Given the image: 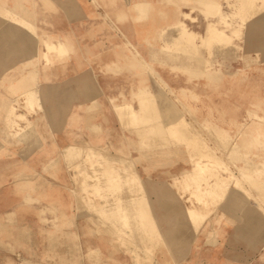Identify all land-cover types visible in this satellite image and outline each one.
Masks as SVG:
<instances>
[{"label": "rangeland", "instance_id": "374dc122", "mask_svg": "<svg viewBox=\"0 0 264 264\" xmlns=\"http://www.w3.org/2000/svg\"><path fill=\"white\" fill-rule=\"evenodd\" d=\"M70 1L71 3H67V0H0V11L3 9L2 11L7 13L6 9H8L18 13L20 17L27 19L37 27L40 37L39 42H35L23 28L8 22L7 18H3L2 13L0 14V147L3 144L0 149V158L5 157L4 152H6L5 147L7 146L13 145L14 148H19L24 145V142L37 141L39 146L43 144L47 150L49 147L55 146L53 150H49L48 155L56 158L60 156L59 165L64 164L65 161L61 158L62 149L57 146L59 135L53 128V124L56 122L52 115L55 113L70 114L68 119L65 116L68 122L63 126V129L72 128L79 131V137H74L76 132H71L72 137L67 139L68 142H71L73 138L84 139L90 120L94 122V125H91L93 132L88 133L99 137L101 116L107 111L114 114L113 109L116 110L114 101L115 104H120L126 99L125 102H131L135 107L137 100L133 99V84L127 83V81L132 78H142L144 75L153 77L156 83L153 85L154 90L151 96L145 92L144 86L134 94L139 99L155 97L157 103L147 104L151 105L148 110L152 112L147 111L148 115L146 114L145 119H149L150 123L139 125L142 120L130 119L125 122L131 124L126 125L116 113L120 121L119 129L117 130L115 126L113 130L108 129L109 140L113 141L112 147L108 150L104 149L105 152L98 148L97 152L94 148L83 145L81 146L83 150L79 146L76 148L77 154L74 150L72 152L74 155L71 157L74 159V156L77 155L75 157L79 159H74L78 165L72 164L69 169L70 173L76 175L74 181L76 186H79L77 193L81 199L80 207L84 210L88 209L89 213L98 219L96 221L98 224L94 223V226H97L96 231L90 233V236L99 238L102 235H107L114 246L119 245V251L126 256L124 261L119 262L120 264H264V201L258 193L260 191L264 198V186L261 185L258 189L256 181H248L243 176L247 168L248 172H252L251 168L255 169L256 165H262L264 168V143L263 147H251L252 140L244 135L245 132L264 131V6L247 7L246 16L251 15L252 17L247 19L243 35L235 38L234 43L229 47L220 45L209 49L200 39L197 40L199 44L202 43L199 45L200 47H191L187 41L189 35H181L178 29L161 31L158 34V44H162L164 47L165 45L172 46L167 53H162V55L175 63L187 60L189 67L172 69L166 62L151 63V66H154L153 69L146 67L139 71L138 69L107 68L106 60L100 58L102 54L105 55L110 51L108 50L110 48L117 51V47L121 44L123 50L130 56L142 57L138 47L127 40L128 37L123 36L118 27L114 18L115 13L110 11L111 7L114 8L115 3H110V0ZM182 1H184V6L191 9L186 10L188 15L183 13L180 18L192 32L201 37L205 34L209 20L214 22L216 19L206 18V14L201 10L203 5L200 1L192 2L190 0L189 3L185 0ZM208 1L213 11L224 9L227 12H231L237 2V0H233V3H230L232 0ZM262 2L264 4V0ZM69 4L70 7L74 5L77 7V13H75L77 15H72V17L75 16L76 22H71V24L65 17L58 19L60 11L68 14ZM88 5L93 10L92 12L88 11V15H86L84 12ZM197 9L204 18L201 19L198 16ZM244 16L245 14L242 15V17ZM194 18L196 19L194 20ZM166 24L168 23L164 25L166 26ZM108 31L111 33L105 36ZM87 34H90L89 40H93L96 44L93 54L84 51L89 43H93L85 42ZM60 38L65 39L66 41L63 40V42L67 45L69 38L74 50L65 56L53 57L49 63L42 58L37 66H27V60L35 56L37 46L41 53L47 52L44 41L56 42L60 41ZM99 44H102L100 45L102 48H99ZM108 46L111 47L107 48ZM72 61L78 63L77 70L70 69L71 71H68L67 67L72 65ZM116 66L118 65L116 64ZM109 75L125 79L123 85L120 86L123 88L121 95L111 96L107 93L101 78ZM173 76L177 83L172 84L168 78L166 79V77ZM182 76L189 77L188 84L183 83ZM52 77H55V80ZM33 81L37 82L33 83ZM85 84L87 85L85 86ZM26 86L37 87L42 105L32 113L27 112L24 107H19L18 111L25 112L31 122L29 126L26 122H20L23 127H26V134L29 135L21 138L19 136L8 142L4 139L5 136L2 132L4 111L1 103L5 99L17 98ZM89 86H95L99 92V97L94 102L87 100L82 92L83 88L86 90ZM134 87L137 89L139 86L135 85ZM116 112L118 111L116 110ZM59 118L57 119L59 120ZM220 127L227 129L228 134H221ZM42 130H45V136L41 132ZM136 136L138 137L137 142H139L138 148L134 143ZM259 139L264 142V137ZM117 145L124 147L117 149ZM79 148L82 150V156L78 155L81 152ZM90 152L93 154H89ZM205 153H210L209 156L212 154L211 157H217V159L212 157V161L222 163L232 171L233 183L238 182L239 185L242 183V190L232 187L228 198L220 201L216 209H214V195H209L208 198L196 197L195 194L198 192L187 190V186L177 188L173 185L174 175L185 169H191L194 160ZM65 156L67 157L66 153ZM104 156H108L109 159ZM133 157L139 158L134 159ZM67 159L71 158L67 157ZM127 165L141 177V180L132 175L128 179L132 182L129 181L130 183L125 184L129 175H123L124 172L122 174L121 169L120 171L118 169ZM81 166L83 169H87L86 174L81 170ZM109 166L115 168L110 169ZM102 168L104 170H101ZM28 169L33 171L31 167ZM54 169L55 167H52L51 171L53 172ZM131 170L129 173L132 172ZM111 171L115 172L117 177L112 178L115 173ZM88 172L95 175H88ZM118 172L123 177H118L120 176ZM48 174L52 175V173ZM106 175L107 177H105ZM108 175L112 179H117V182L110 181ZM123 178L124 182H122ZM105 179L108 180L104 181ZM107 181L112 184L108 185ZM212 181H214V186L219 184L217 188H220L228 180H223L218 176L216 179L210 180V182ZM88 182H94L96 185L89 183L87 186ZM113 182L115 184L120 182V185L117 186ZM91 185L94 187L91 188ZM193 185L191 186L193 187ZM85 186L88 187L85 189L87 191L84 190ZM95 186H102V189L97 187L100 191H96ZM211 186L213 187V184ZM111 188H115L114 191L119 188L117 194H120L119 190L122 191L123 188L121 194L124 196L116 195ZM160 190L164 191L166 196L163 193L160 198ZM125 195L131 196L134 203L128 201L127 199L131 200V198L125 197ZM217 195L219 196V194L215 196ZM86 196L89 202L85 201ZM135 196L140 198H135ZM120 197L123 198L122 201ZM114 198H119L117 200L121 203L117 205L119 201L115 202ZM134 198L141 199L140 201L136 200L138 204L147 199L152 212L154 211L156 214L157 223L165 235L167 244L160 240L159 229L156 225L151 224L153 218H151L150 212H144L143 218L145 219H137L141 218L142 214L138 208L141 211L144 208L141 205L143 203L140 206L135 205ZM90 201L93 202L90 203ZM125 202L127 205L124 204ZM130 202L133 205H130ZM89 205L94 207L90 208ZM121 208L132 210L134 218L130 222H123L124 214L116 216L118 212H121ZM256 210L257 213H255ZM138 213L139 215H137ZM148 218H151V222ZM102 220L104 222L100 223ZM142 221L150 223L147 226L146 223L143 225ZM206 223L207 225L202 229ZM117 225L118 227L122 226V229ZM124 225L131 226L132 235L125 236L121 240L117 234L123 230ZM233 226L236 228L238 238L247 242L246 244H228V237L234 231L230 227ZM116 229L119 230L116 231ZM251 234L252 236H250ZM134 251L136 253H133ZM51 253L50 251L38 263L14 260L12 264H59L51 257ZM95 254L92 252L90 258L92 259ZM136 254H139L140 257L137 258ZM104 264H118V262L116 258H109Z\"/></svg>", "mask_w": 264, "mask_h": 264}, {"label": "crops", "instance_id": "0c3cea01", "mask_svg": "<svg viewBox=\"0 0 264 264\" xmlns=\"http://www.w3.org/2000/svg\"><path fill=\"white\" fill-rule=\"evenodd\" d=\"M193 1L199 2L201 0ZM67 3H71V1L67 0ZM110 3H115L114 8L111 7L110 11L115 13L114 18L122 35H126L128 37L127 40L133 42L138 47L142 57L134 58L130 56L123 50L122 44L117 47V51L111 50L113 48L108 46L107 48H110L108 49L110 51L107 50L108 52L105 55L102 54V57H100L106 60L107 68L138 69L140 71L141 68L146 67L153 69L154 66H151V63L165 62L169 63L168 67L172 69L189 67L187 60H182L181 63H175L173 60L166 59L162 53H167L172 46L165 45L164 47L162 44H158L157 41L158 34H160L165 23H171L181 12L189 14L186 10H190V8L184 6V1L110 0ZM139 3L144 4L143 13H140V10L136 8V5ZM230 3H233V0ZM85 9L86 12L84 14L86 15H88V11L92 12L93 10L90 5L86 6ZM129 9L132 10L130 11ZM68 10H70L67 14L68 16L64 11H60L58 19L65 17L69 24L76 22L75 16L72 17V15L77 13L76 5L70 7L69 4ZM197 11L199 13L198 16L201 19L204 18L198 9ZM193 14L196 13L193 12ZM162 18L163 21H161ZM109 33L111 32H106L105 36ZM171 35L173 36V34ZM86 36L85 42L91 41L93 43H89L84 48V51L86 53L89 51L93 54L95 51L93 48L96 44L93 40H89L88 36L90 34ZM59 40L66 41L62 38ZM68 43V52H72L74 46L69 38ZM100 45L102 44H99V48H102ZM77 67L78 63L72 61V65L68 66L67 70H77ZM162 72L166 73V71ZM167 78L172 84L177 83L174 81V76ZM52 79L55 80V77H52ZM181 79L183 83H189L187 80L189 79L188 76H182ZM124 81L125 79L115 78L112 75L101 78L102 84L111 96L121 95L123 88L120 86L123 85ZM127 83L133 84V99L137 100L135 109L138 110L140 105L138 102L139 98L135 97L134 94L140 87L144 86L145 92L151 96L154 90L153 85L156 81L153 77L144 75L142 78H132ZM135 85L139 87L135 89ZM82 92L85 98L91 100V102L96 101L99 97V92L95 86H89L86 90L83 88ZM113 111L114 114L107 111L101 116V138H99L100 136L98 137L92 133H88L93 132L91 131V125H94L93 120H90L89 125H87L86 129L88 132L85 133V138L77 139L79 137V131L73 130L72 128L63 129V126L68 122L65 116L68 119L70 114L59 115L55 113L52 115L54 117L53 120L56 122L53 124V128L57 130L56 132L59 135L57 146L62 149L61 158L67 164L64 162V164L59 165V162H61L60 156L56 158L48 155L49 150H53L55 146L49 147V150H47L43 144L39 146L36 140V142H22L24 145L22 147L18 146L19 148L16 147L17 150L13 145L5 147V157L0 158V264H12L14 260L38 263L50 251L52 252L50 254L51 257L59 264H104L109 258H116L118 264H120L119 262L125 260V254L119 251V245L114 246L111 243L110 237L102 235L99 238H92L90 236V233L96 231L97 226H94V223L98 224L96 222L98 219L89 213L88 209L84 210V208L80 207L81 199L78 196V187L74 181V176L76 175L75 173H70L69 169L72 164L74 165L77 162L67 159L65 156V149L69 146L85 145L94 148L97 152L98 148L102 152H105L103 151L104 149L108 150L112 147L113 141L111 142L109 140L108 129L113 130L115 126L118 130L120 123L115 108ZM41 132L45 136V130ZM71 132H76V135L73 136L77 138H73L71 142H68L67 139L72 137ZM47 134L49 133L47 132ZM135 138L134 143L138 148V137L136 136ZM124 146H126V143H124ZM124 146L117 145L116 148H123ZM104 157L109 159L108 156ZM28 167H31L33 171H30ZM52 167H55L53 172L51 171ZM48 173H52V175L49 176ZM163 193L166 196L165 192L160 190V198ZM84 199L86 202H89L87 196ZM103 222L104 220L100 221V223ZM206 225L207 223L202 229ZM51 229L52 231H50ZM230 229H234V231L228 237V244L237 245L247 243L241 240V238H238L235 226L230 227ZM92 252L96 254L91 259Z\"/></svg>", "mask_w": 264, "mask_h": 264}, {"label": "bare ground", "instance_id": "6f19581e", "mask_svg": "<svg viewBox=\"0 0 264 264\" xmlns=\"http://www.w3.org/2000/svg\"><path fill=\"white\" fill-rule=\"evenodd\" d=\"M185 2L189 3L190 0H185ZM208 2H209L208 0H201L200 1V3L203 5L202 6L203 8H201V10H202V12H204L206 14V18L207 19L211 17V18H214L216 20L214 22L212 20H209V22H208V24L206 26V29H205V34L202 35L201 37H198V35L196 33L192 32L189 29V26L188 25H185L184 24L183 19L180 18V17L183 16V12H181V14L179 13L180 15L177 18V20L172 21L171 23L166 24L167 26L164 27L163 30L161 29V31L167 32V31L172 30V29H178L181 32V35L182 34L189 35V39L187 41H188V44L191 47H197L198 48V47H200L199 46L200 44L202 45V43L205 46H207L209 49H213V48H215V46H220V45H223V46L226 45L227 47H229L231 44L234 43L235 38H238L241 35H243V32L246 29L247 19H249V18L252 17L251 15L246 16L245 10H247V7L248 6L249 7L250 6L251 7L254 6V8H255L256 5L257 6H260V7L264 6V4H262L263 3L262 0H237V2L235 3V5L233 7V10L231 12H229V11L227 12L224 9H216V11H213L212 10L213 8L212 9L210 8L211 5ZM143 6H144L143 3H141V4L139 3V4L136 5V8L138 10H140V13H143L144 12ZM214 8H217V7H214ZM254 8H252V9H254ZM248 9H250V8H248ZM2 10L0 11V14L2 13V17L3 18H5V19L7 18L8 22H11L12 24H15V25L20 26L21 28H23V30L25 32H27L28 34L31 35V37L33 38V40L35 42H37V43L39 42V38L40 37H39V34L37 33V27L34 24H32L31 22H29L27 19L20 17L18 15V13H15L14 11H11V10L6 9V12L7 13H4ZM263 10H264V8H263ZM259 11H262V10H259ZM184 14L185 15H188L186 13H184ZM243 14H245L244 17H242ZM247 14H249V13H247ZM255 15H256V13H255ZM195 19L196 18H194V20ZM41 38H43V37H41ZM198 39H200L202 43L199 44L197 42ZM44 45L47 48V52L41 53L40 50H39V48H38V46H37L36 47V49H37L36 54H35V56L32 59H28L27 60V63H26L27 66L28 65H32L33 67H35V65L37 66L38 62L42 58L46 59V61L49 63V62H51V60L53 59V57L58 58V57L65 56L67 54V52L69 51L68 45L65 42H63V41H56V42H53V41H44ZM197 48H196V50H197ZM192 56H195V55H192ZM31 70H34V69H31ZM32 73H34V72H32ZM35 74H37V73H35ZM32 76H34V75H32ZM28 80H29V78H28ZM29 82H30V80H29ZM34 82H37V81H33V83ZM38 95L39 94H38L37 87H34V86H32V87L26 86V88L21 92V94L19 96H17V98H12V99H9V100H6L5 99V100L2 101L1 106H2V110L4 111V126L2 127V132H3L4 136H5L4 137L5 140H7L8 142H10V141H12L13 138H16V137H19V136L21 138L23 136L29 135V134H26V127H23L20 122L21 121L26 122L28 126L31 124V122H30V120L27 117V115H26L25 112H21L20 113L18 110H19V107H24L27 110V112H29V113L35 112L36 111V108H40L41 105H42L41 104V98ZM125 100L123 102H121L120 104H114L115 107H116V110L118 111L117 114H119V116L121 117V119L124 122L126 120H130V119L131 120H134V121L138 119V120H142V122H140L139 125H145V124L150 123V120L149 119H145V116L148 115L147 111H151V110H148V109L151 108L150 106L153 105V104H155V102H156L155 97L154 98H150V99H142V98L139 99L138 102H140V108L138 110L135 109V107H133V104L131 102H125ZM170 100H172V99H170ZM168 102H170V101H168ZM150 103H152V104L151 105H147V104H150ZM165 104H167V103H165ZM171 106H172V104H171ZM125 124H126V122H125ZM128 124H131V123H128ZM128 124H126V125H128ZM180 125H181V123H180ZM219 130H220L219 132L221 134H223V135H227L228 134L227 129H225L223 127H220ZM217 134H219V133H217ZM244 135H246L248 138H250L252 140V142L250 144L251 147H257V146H262L263 147L262 144L264 142H262V140L259 139L260 137H264V131L263 130H256V131H252V132H245ZM139 137H140V135H139ZM4 139H3V142H5ZM79 147H81V146H79ZM76 148H78V146H69V147H67L65 149V153H66L67 157L68 158H71V160L77 159L75 157L77 155L74 156V159L72 158L73 157L72 155H74V154H72V152H73V150H74V152H76L75 151ZM82 148L83 147H81V149ZM88 148H90V147H88ZM79 150H80V148H79ZM82 150H80L81 152L78 153V155H81L82 156V154H83L82 153ZM93 152H95V151H93ZM93 152L92 153L90 152L89 154H93ZM237 153H239V152H237ZM76 154H77V152H76ZM208 154H210V153H205V154L201 155L199 158L195 159L194 160L193 167L191 169H185V170L181 171L179 174H175L174 175L173 185L175 187H177V188L182 187L184 185L187 186L186 187L187 190H193L195 192H198L197 194H195L196 197H203V198L206 197V198H208L209 195H214V198H213V200H214V209H216V206H217L218 203H220V201H222L225 198L226 199L228 198L230 189L232 187H235L237 189L242 190V188H241L242 183H241V185H239L238 182L233 183L232 182V180H233L232 171L227 166H224L222 163H218L216 161H212V157H213V156L211 157L212 154L210 156ZM263 156H264V152H263ZM78 158H80V157H78ZM213 158H216L217 159V157H213ZM77 160H79V159H77ZM82 160H83V158H82ZM113 166H115V165H113ZM84 167H86V166H84ZM253 167H255V166H253ZM109 168H110V166H109ZM112 168H115V167H111L110 169H112ZM84 169H83V166H81V170H83L85 172L87 169H85V170ZM120 169H121V171H120ZM251 169H253V170H251L252 172H250V171L248 172L247 171L248 168H247V170L243 173V176L248 181H250V180H252L251 182H255L256 181V184L258 183V186H259L258 189H260V186L261 185L264 186V168L262 167V165H259V166L256 165L255 169L254 168H251ZM81 170H79L80 173H81ZM101 170H104V168H102ZM129 170H131V167L128 166V165L125 166V167H123V168L122 167L121 168L119 167V169H118V171H120L121 173L124 172V174L122 173L123 175H126V176L129 175L127 177V180L130 179L132 177V175L136 179L141 180V177L137 173H134L132 170H131L132 172L129 173ZM125 171H126V173H125ZM111 172H113V171H111ZM120 172H118L119 175H120ZM86 173L87 172H85V174ZM113 173H115V172H113ZM127 173H129V174H127ZM81 174L83 175V173H81ZM122 174L120 176H118V177H121ZM88 175L94 176L95 174L93 175V174H90L89 173ZM92 176H89V177H92ZM102 176H104V175H102ZM111 176H112V174H111ZM218 176H220L221 178H223V180H228V181H226V183H224V186L223 187L220 186V188H217V186H219V184L216 183L217 185L214 186V181L210 182V180H214V178L216 179ZM105 177H107V175ZM114 177H117L116 176V173H115V176H113L112 178H114ZM112 178L110 177L109 180L110 181L111 180H113V181L114 180L115 181L117 180V179H112ZM103 179H102V181H103ZM120 179H122V178H120ZM106 180H108V179H105L104 181H106ZM124 180L125 179L123 178V181L122 180L121 181L124 182ZM127 180H126V183L125 184H128V183L132 182V180H128V182H127ZM80 181H82V178H80ZM97 181L99 183H101L100 180H97ZM110 181H107V182H109L108 185H111L112 184V183H110ZM89 183L90 182L86 183L87 186H88ZM90 184H94V182H91ZM114 184H113V186H114ZM192 184H194L193 187L191 186ZM211 184H213V187L211 186ZM79 185H81V183H79ZM84 185H85V183H84ZM94 185H96V183ZM94 185L93 186L91 185V188L94 187ZM115 185L119 186L120 185V182H119V184L117 183ZM121 185H123V184H121ZM95 187H96V191H100L98 188H101L102 186H100V187L99 186H95ZM107 187H109V186H107ZM87 188L85 186L84 190L87 189ZM119 188L121 189V187H119ZM111 189H112V191H114L113 189H115V188H111ZM118 189H117V191H118ZM105 190L107 191V189H104V191ZM85 191H87V190H85ZM117 191H114V193H116ZM122 191H123V188H122ZM122 191L119 190V193L120 194H117L116 193V195H122L121 194V193H123ZM107 192H109V191H107ZM92 193H94V192H92ZM258 193L260 195V198L264 201V198L261 196L262 193L260 194V191ZM216 194H219V196L218 195L215 196ZM123 196L124 195H122L121 197H123ZM125 197H128V196L125 195ZM112 198H113V195H112ZM128 198H131V200L127 199L128 201H132L133 200L131 196H129ZM135 198H140V197H136L135 196ZM117 199H119V198H116V199L114 198V201L115 200H116L115 202L119 201ZM143 199H145V198H143ZM122 200H123V198H121V201ZM127 200H125V201L127 202ZM136 200L140 201L141 199H135L134 201H136ZM121 201H119L117 205H119V203H121ZM138 201L135 202V205L137 204V205L140 206V204L143 203L144 205L143 204H141V205H142V208H144V209H142V211H141V209L138 208L139 212L142 213V214L140 216L141 218H137V219H141V220L142 219H145V218H143L144 217L143 215L145 213H149L150 212L151 213V216H152L151 218H153L151 221H153V222L150 221L151 218L150 219L148 218L149 221L151 222V224L156 225L157 229H159L158 230V235H159L160 240H162L163 242H165L167 244L165 235L161 231V229H160V227H159V225L157 223L156 214H154V211L152 212L151 206H150L149 202L147 201V199L144 200L145 202L143 201V202H141L139 204H138ZM92 202L90 201V203H92ZM126 202L124 204L127 205ZM90 203H88V204H90ZM102 203H103V201H102ZM132 203H134V202L132 201ZM111 204H112V202H111ZM111 204H108V205L111 206ZM114 204H116V203H114ZM129 204L130 205H133V204H131V202ZM91 207L93 208L94 206H90V208ZM96 210H98V208H96ZM255 213H257V210L255 211ZM121 214H124V216L122 217V220H123L124 223L130 222L134 218V214H133V212H132V210L130 208H124V209L121 208V212H118V215L116 214V216H121ZM137 215H139V213ZM100 216H101V214H100ZM142 222H143V225H145V223H146L147 226L150 223V222L147 223V222H144V221H142ZM117 227H118V225H117ZM120 227H118V228L122 229V226H120ZM130 227L131 226H129V225H126V226L124 225L123 230H120V233L117 234V237H119L122 240L123 237H125V236L128 237V236L132 235L131 234L132 233V229ZM142 228H144V227H142ZM118 230L119 229H116V231H118ZM144 231H146V230H144ZM131 237H130V239H131ZM133 253H136V252L134 251ZM136 256H137V258L140 257L139 254H136Z\"/></svg>", "mask_w": 264, "mask_h": 264}]
</instances>
